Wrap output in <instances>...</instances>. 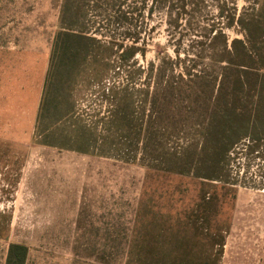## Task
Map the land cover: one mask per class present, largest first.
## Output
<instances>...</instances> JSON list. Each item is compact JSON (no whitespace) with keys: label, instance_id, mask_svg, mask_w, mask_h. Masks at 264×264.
<instances>
[{"label":"rangeland","instance_id":"rangeland-1","mask_svg":"<svg viewBox=\"0 0 264 264\" xmlns=\"http://www.w3.org/2000/svg\"><path fill=\"white\" fill-rule=\"evenodd\" d=\"M249 15L237 104L254 109L264 0H0V264L10 244L25 264H264V137L241 139L220 181L195 177ZM61 35L77 40L53 78Z\"/></svg>","mask_w":264,"mask_h":264},{"label":"trees","instance_id":"trees-1","mask_svg":"<svg viewBox=\"0 0 264 264\" xmlns=\"http://www.w3.org/2000/svg\"><path fill=\"white\" fill-rule=\"evenodd\" d=\"M232 21L233 18H230L229 22ZM256 22L257 21L253 18V15H249L244 24L246 28V31L244 32L246 40L244 42L236 40L231 42L233 47L239 44L242 48L241 54L239 56L236 54L237 56H235L234 61H236L238 57L241 59L239 60L240 62L230 61L229 68L222 69L219 83L217 84L216 95L213 100L214 106L206 114L208 118V124L206 126L207 133L205 134L206 147L204 148L201 161L203 163L202 165L206 164L207 173L199 172L195 175L197 178H203L209 181H220L221 177H219L218 172L222 170V164L225 163L229 151L243 138L258 141L264 137V106L248 109L246 107H239L237 104L239 102L238 98L240 93L243 92L245 86H248L249 88L252 87L250 80H244L239 70L241 67L243 71L242 73L244 74H249V72L253 73L255 71L252 58ZM240 24H242V21ZM216 35L217 33H215L214 36ZM221 36L222 35L219 37ZM76 40L77 38L74 36H59L54 51L52 77L53 75L55 77L57 74L61 75L64 71L67 64L66 59H68L67 54L69 51H72V43L75 44ZM243 63L245 65H242ZM178 80L176 87L179 92L178 98H181L183 101L185 99L184 95L190 93L193 88V76L189 70L185 69L184 75L181 74ZM261 80H264V77ZM263 82L264 81H262V83ZM226 85L230 87L229 91L225 90ZM171 87H173V85ZM155 89L158 91V83ZM252 92L254 93L255 91L250 89L248 94ZM152 104L154 109L157 110L161 104L159 103L158 96L155 94L152 98ZM184 166L186 168L187 163ZM187 170L188 169L174 173L184 175ZM166 171L171 172L172 169L168 168ZM136 235L137 236L135 237L138 240L140 234L137 232ZM26 257L27 248L25 246L20 244H10L5 264H25ZM138 259V257L130 254V260H133L136 263L137 261L135 260Z\"/></svg>","mask_w":264,"mask_h":264}]
</instances>
